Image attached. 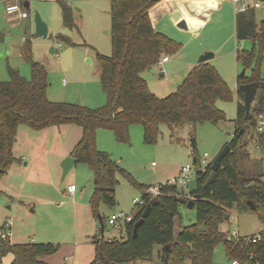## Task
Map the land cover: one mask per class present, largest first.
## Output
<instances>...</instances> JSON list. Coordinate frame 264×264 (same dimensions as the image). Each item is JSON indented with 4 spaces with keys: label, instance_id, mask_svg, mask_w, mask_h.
I'll return each mask as SVG.
<instances>
[{
    "label": "rangeland",
    "instance_id": "374dc122",
    "mask_svg": "<svg viewBox=\"0 0 264 264\" xmlns=\"http://www.w3.org/2000/svg\"><path fill=\"white\" fill-rule=\"evenodd\" d=\"M9 1L13 0H0V81L9 79V68L29 78L31 58L47 70L49 86L46 96L50 101L73 103L78 98L81 104L91 108L104 106L107 96L100 82L97 54L112 53L111 0H28L29 17L24 19H11L5 10ZM204 3V0H184L182 6L186 16L180 12L176 2L171 3L165 12H159L160 8L155 10L158 15L155 28L176 45L161 54L158 63L152 67L154 72L146 68L141 76L152 93L165 97L176 91L189 76L202 53L212 52L214 55L207 62L218 70L231 91L229 98H219L215 102L225 119L216 124L209 121L161 124L156 142L151 144L144 142V129L138 123L130 125L126 141H118L110 129H97V148L107 152L124 171L116 173L117 203L111 207L97 206V213L104 218L100 231H97L98 218L92 214L89 203L93 190V172L89 165L77 162L62 178L60 151L70 144L66 127L53 126L39 133L27 125H20L12 146L18 161L12 163L14 165L0 178V224L5 222L4 227L7 231L9 229L12 242L34 239L53 243L57 250L46 257L48 264H90L95 259V246L90 240L92 235L102 234L108 239L122 233L120 228L108 223V216L118 212L135 215L141 208L135 198H141L144 191L135 187L132 181L163 184L175 177L181 166L193 165V157H203L206 153V159L212 160L231 139L237 102H243L236 93L237 76L244 68L239 55L253 52L258 45L251 39H237L233 0H221L205 17L204 23L195 28L200 18L194 15L192 18L195 20L192 21L189 14H196L195 8L202 7ZM35 11L47 25L45 38L35 33ZM255 20L258 35L264 37V4L256 10ZM51 47L54 52H50ZM163 56L169 60L161 64ZM249 71L246 69L245 74ZM262 75L264 77V72ZM260 94L258 90L251 110L259 106ZM69 125L80 132V127ZM251 134L252 127H248L242 137L243 147L237 160L240 175L247 178L261 174L264 168V149L251 141ZM15 164L18 169H15ZM42 165L46 166L47 172ZM36 171L43 175L35 177ZM27 177L28 180L23 182ZM69 184L75 185L74 195L67 191ZM195 186L196 176L192 175L187 186L178 184V192L186 196ZM178 210L181 226L195 222L194 207L187 208L180 203ZM227 215L229 219L219 224V229L226 234L234 228L241 235L264 230V223L256 213L240 208L238 203L227 209ZM162 253V246L154 245L151 259H137L135 264H159ZM213 257L217 264H227L228 257L222 242L214 248ZM1 264H11V256H4ZM183 264L191 263L186 260Z\"/></svg>",
    "mask_w": 264,
    "mask_h": 264
},
{
    "label": "trees",
    "instance_id": "16d2710c",
    "mask_svg": "<svg viewBox=\"0 0 264 264\" xmlns=\"http://www.w3.org/2000/svg\"><path fill=\"white\" fill-rule=\"evenodd\" d=\"M163 0H111L110 55L97 54L100 64V82L106 93L107 103L98 108L83 104L50 101L46 96L49 86L47 70L29 58L31 76L21 75L9 68V79L0 81V178L6 174L17 158L12 146L20 125L40 131L47 127L73 124L81 128V136L71 151L77 162L87 163L93 172V190L90 197L92 214L97 217V206L111 207L117 203L115 196L116 173L124 171L103 150L96 146V130L110 129L118 141L128 139L129 127L134 123L144 129V142H156L161 124L202 123L214 124L224 120V114L216 108L217 99H227L231 91L218 70L209 62L198 63L177 90L165 97L152 93L141 72L158 63L161 54L175 46L168 36L153 25L152 10ZM256 10L235 13L237 39H251L257 49L239 55L249 74L237 76L236 93L243 101L239 85L262 81L261 63L264 59V37L258 35ZM66 18V16H65ZM67 22V20H66ZM2 35L0 34V39ZM259 106L250 111L245 119L243 102H237L235 129L229 144L230 151L221 159L212 180L206 184L211 172L208 164L196 173V186L183 196L172 184H159L158 201L151 204L147 216L132 235L133 224L141 216L145 205L155 197L145 190L149 184L132 181L144 191L141 208L125 225V236L111 240L95 233L90 237L95 246V259L90 264H135L137 259H151L154 245H169L167 253L159 257V264H217L213 251L223 243L226 256L237 259L239 264H264V237L258 242H240L219 229L226 219L227 209L238 203L240 208L251 209L247 201H253V211L264 223V181L262 173L257 176H241L237 168L242 137L248 127H253L255 115L264 108V85L259 89ZM257 90V91H258ZM243 129V133L239 134ZM194 147V146H193ZM264 149V135L261 138ZM194 165L200 168V157H193ZM195 222L181 226L174 241V218L179 216L177 197H193ZM243 199V202H242ZM252 210V209H251ZM102 218V217H101ZM104 224V218H102ZM103 228V227H102ZM7 228L0 225V230ZM101 226L99 224L98 230ZM9 233V229H8ZM57 246L51 242L12 243L9 236L0 237V264L7 254L13 256L12 264H48L45 256L53 254Z\"/></svg>",
    "mask_w": 264,
    "mask_h": 264
},
{
    "label": "built area",
    "instance_id": "2783aa9c",
    "mask_svg": "<svg viewBox=\"0 0 264 264\" xmlns=\"http://www.w3.org/2000/svg\"><path fill=\"white\" fill-rule=\"evenodd\" d=\"M25 1L26 0H14L13 2L9 3L6 6V13L11 17V19H14V18L24 19V18L29 17V12L24 7ZM233 1L236 5V12H241V13L247 11L249 8H254V9L262 8L264 4V0H233ZM168 59L169 58L167 56H163L161 58L160 63L163 64ZM161 72L164 73V69H161ZM262 135H264V108L255 115V120H254V124L252 127V134H251V141L258 147H260L261 149H263L261 147ZM206 156L207 154L205 153L203 157H200V168H197L194 164L193 165L185 164L180 167L175 177L164 182L163 184L165 183L172 184L177 187H178V184H180L181 186H187V182L192 175H196L198 170L203 169L204 167H206L208 164L212 162L213 159L207 160ZM262 174H263L262 180L264 181V168H263ZM67 189H68V192L72 194L75 191V185L69 184ZM158 192H159V184L150 185V187L145 190V193H147L148 195H154V196H156ZM135 200L138 204H142L143 202L142 198H135ZM132 218H133V215L129 213L118 212V213L110 214L107 218V221L110 225L118 227L122 230L121 235L117 237V238H122L125 236L124 233H125L126 223L131 221ZM8 234L9 233L7 229L0 230L1 238L3 239L7 238L9 236ZM229 235L231 238H234L235 240L240 241V242H246V243L247 242H258L264 237V230L258 233L251 234V235H241L238 232V230L234 228L231 231V233H229ZM101 237H104V236L101 234ZM111 239L112 238H108V240H111ZM227 264H239V262L237 259L228 258Z\"/></svg>",
    "mask_w": 264,
    "mask_h": 264
},
{
    "label": "water",
    "instance_id": "95a60500",
    "mask_svg": "<svg viewBox=\"0 0 264 264\" xmlns=\"http://www.w3.org/2000/svg\"><path fill=\"white\" fill-rule=\"evenodd\" d=\"M24 7L28 8L29 7V2L25 1L24 2ZM33 21H34V26H35V33L42 38H45L47 36L48 33V28L47 25L45 24V22H43V20L40 17V14L35 11L33 14ZM50 52H54V48L51 47L50 48ZM213 53L212 52H204L202 53L199 58L197 63H203V62H207L209 59H211L213 57ZM151 71H155L154 68H151ZM246 69L243 68L242 71L240 72V76L243 77L245 75ZM261 72H264V59L261 63ZM261 85H264V80L262 81H253V82H249V83H245V84H241L238 86V88L242 91L243 93V106H244V110H245V119L248 118L250 111H251V104L255 99L257 90L259 89V87ZM73 103L75 104H81L80 100L77 98ZM243 133V129L240 130L239 134ZM194 140H192V146H194ZM230 151V146L229 144H225L220 151L216 154V156L213 158L210 166H211V172L209 177L207 178L206 184L209 183L212 178L215 175V172L217 171V169L219 168L220 165V161L221 159ZM77 163V159L72 156V155H67L63 158V160L60 163V166L62 168V178L65 177V175L71 170V168L74 166V164ZM175 198L178 199V201L180 203H183L187 206V208H193L195 200L200 198L199 194H195L193 197L191 198H184V197H177L175 196ZM158 201V198L155 196L153 197L149 203H147L145 205V207L143 208L142 212H141V216L138 220H136L133 224V231H132V235L136 236L137 234V228L142 224L144 218L147 216L151 204L156 203ZM247 204L249 205V207L253 210L255 208V204L253 201H247ZM97 218H98V222L101 226V229L103 227V222H102V218L100 216V214H97ZM229 219V216L226 215V220ZM182 227L180 224V218L179 216L174 218V230H173V237H174V241L177 240L178 234L181 231ZM169 249V245H164L162 247V250L164 253H167ZM97 264H101L100 262H98ZM111 264H116V263H111Z\"/></svg>",
    "mask_w": 264,
    "mask_h": 264
},
{
    "label": "crops",
    "instance_id": "0c3cea01",
    "mask_svg": "<svg viewBox=\"0 0 264 264\" xmlns=\"http://www.w3.org/2000/svg\"><path fill=\"white\" fill-rule=\"evenodd\" d=\"M14 1V0H13ZM13 1H9L8 3H6V5H5V10H6V6L9 4V3H11V2H13ZM26 1H28V0H26ZM190 2L191 1H195V0H189ZM204 1H206V3H204V5L202 6V7H200V8H195V12H196V14H193V13H191V14H189V18H190V20H192V21H194L195 19H193L192 18V16H194V15H196V17L197 18H200L199 19V21H200V23L199 24H195V28H198L199 26H201L203 23H204V20H205V17H207L212 11H213V9H215L217 6H218V4L220 3V1L221 0H204ZM29 2V1H28ZM174 2H176V3H178L179 4V7H180V12L182 13L183 12V14L186 16L187 15V12L184 10V7L182 6V4L184 3V0H163L161 3H159L158 4V6H157V8H156V10L158 9V8H160V10H159V12H161V11H166L167 9L169 10L170 9V5H171V3H174ZM188 2V1H187ZM28 11H29V7L28 8H26ZM193 14V15H192ZM151 16H152V18H153V25H154V27H155V20H156V18H157V14L155 13V9L154 10H152V12H151ZM161 32V31H160ZM26 47H27V45H26ZM169 60V59H168ZM167 60V61H168ZM166 61V62H167ZM237 87V86H236ZM67 126H63L62 125V127H66V128H64L65 129V131H67V133H69V139H70V144L68 145V147H66L65 149H61V151H60V155H61V158H64L65 156H67V155H71V151H72V149H73V147L75 146V144L77 143V141L79 140V138H80V134H81V130H80V132H79V130H75V128H71V126L69 125V124H66ZM61 126V125H60ZM76 126V125H75ZM79 127V126H78ZM19 128V127H18ZM48 128H50V127H47V128H45V129H42V130H40V131H38L39 133L40 132H42V131H44V130H46V129H48ZM70 131V132H69ZM67 137H68V135H66ZM66 137V138H67ZM66 138H64L63 139V141H65V143L63 142V145H65L66 144ZM17 158V157H16ZM16 161H18V159L16 160ZM15 161V162H16ZM12 165H14V164H12ZM16 165V168L15 169H18L17 168V164H15ZM19 165H21V164H19ZM75 165V164H74ZM11 167V166H10ZM42 169L43 170H45L46 172H47V168H46V166H44V165H42ZM62 169V168H61ZM180 169V168H179ZM9 170V169H8ZM179 171V170H178ZM20 172H21V170H20ZM40 171H36V176L35 177H40L41 175H43V174H41V173H39ZM177 175V174H176ZM28 180V177L27 178H24L23 179V182L24 181H27ZM149 185H152V184H149ZM68 187V186H67ZM67 191H68V189H67ZM75 191H76V188H75ZM75 191L71 194L70 192H68L69 194H71V195H74V193H75ZM0 192H1V190H0ZM90 203V202H89ZM80 210V208L78 207L77 208V211H79ZM80 213V212H79ZM79 216H81V213H80V215ZM5 222H3V223H1L0 225H3ZM98 226H99V223H98ZM9 228H10V226H9ZM97 231H98V227H97ZM11 234V233H10ZM9 238H10V235H9ZM10 241H11V239H10ZM12 242V241H11ZM28 242H37V241H35L34 239H32V240H30V241H28ZM12 243H14V242H12ZM7 255H10L11 256V264H12V260H13V256L11 255V254H7ZM46 257L47 256H45L44 258H43V260L44 261H46ZM2 261V260H1Z\"/></svg>",
    "mask_w": 264,
    "mask_h": 264
}]
</instances>
